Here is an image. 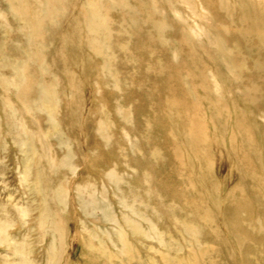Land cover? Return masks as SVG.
Returning <instances> with one entry per match:
<instances>
[{
    "label": "rangeland",
    "instance_id": "374dc122",
    "mask_svg": "<svg viewBox=\"0 0 264 264\" xmlns=\"http://www.w3.org/2000/svg\"><path fill=\"white\" fill-rule=\"evenodd\" d=\"M0 264H264V0H0Z\"/></svg>",
    "mask_w": 264,
    "mask_h": 264
}]
</instances>
